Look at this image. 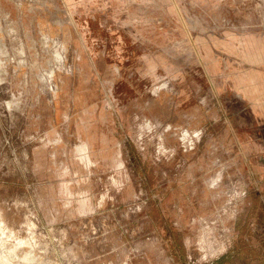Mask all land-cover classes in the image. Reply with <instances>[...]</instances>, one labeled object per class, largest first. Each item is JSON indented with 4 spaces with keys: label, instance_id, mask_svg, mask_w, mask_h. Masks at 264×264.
<instances>
[{
    "label": "rangeland",
    "instance_id": "rangeland-1",
    "mask_svg": "<svg viewBox=\"0 0 264 264\" xmlns=\"http://www.w3.org/2000/svg\"><path fill=\"white\" fill-rule=\"evenodd\" d=\"M0 264H264V0H0Z\"/></svg>",
    "mask_w": 264,
    "mask_h": 264
}]
</instances>
